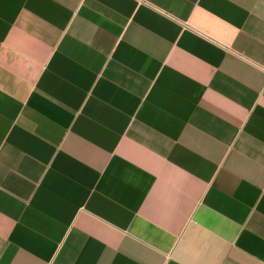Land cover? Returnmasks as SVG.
Here are the masks:
<instances>
[{
    "label": "crops",
    "instance_id": "0c3cea01",
    "mask_svg": "<svg viewBox=\"0 0 264 264\" xmlns=\"http://www.w3.org/2000/svg\"><path fill=\"white\" fill-rule=\"evenodd\" d=\"M0 264H264V0H0Z\"/></svg>",
    "mask_w": 264,
    "mask_h": 264
}]
</instances>
